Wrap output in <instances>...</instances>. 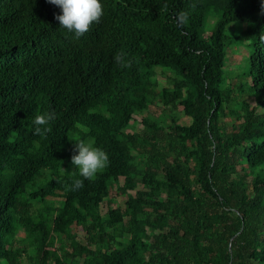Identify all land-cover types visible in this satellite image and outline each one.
Here are the masks:
<instances>
[{
    "label": "trees",
    "instance_id": "16d2710c",
    "mask_svg": "<svg viewBox=\"0 0 264 264\" xmlns=\"http://www.w3.org/2000/svg\"><path fill=\"white\" fill-rule=\"evenodd\" d=\"M102 3L77 37L50 0H0V264H264L262 0ZM80 139L109 154L94 179Z\"/></svg>",
    "mask_w": 264,
    "mask_h": 264
},
{
    "label": "clouds",
    "instance_id": "9594fccd",
    "mask_svg": "<svg viewBox=\"0 0 264 264\" xmlns=\"http://www.w3.org/2000/svg\"><path fill=\"white\" fill-rule=\"evenodd\" d=\"M50 2L61 9L56 13L60 26L74 32L77 37L83 35L93 21H99L103 14L102 0H50ZM115 59L118 62H126L123 61L122 55H117ZM53 118L52 111L37 112L32 121L35 133L46 135L51 129L50 121ZM75 147L78 150L74 151L71 160L77 165L80 175L84 178L94 179L98 171L104 169L109 163V154L101 146H93L80 139L76 141ZM83 182L80 178L73 179L72 188H79Z\"/></svg>",
    "mask_w": 264,
    "mask_h": 264
},
{
    "label": "rangeland",
    "instance_id": "374dc122",
    "mask_svg": "<svg viewBox=\"0 0 264 264\" xmlns=\"http://www.w3.org/2000/svg\"><path fill=\"white\" fill-rule=\"evenodd\" d=\"M216 19L217 18H213L210 21H208L207 26H206V30L208 33H209L210 29L215 25ZM243 27H244V24L242 22H239V21L231 22L226 27V33L230 34L231 36L232 35L235 36L240 31V29ZM241 46L242 45H239V44H233L229 47L228 68L230 70H232V72H234V70L237 67V61L241 60L243 55H245V53H246L245 48L244 47L242 48ZM243 46H245V44ZM163 71H165V72H159V75L157 77L158 81H159V85H158L159 88H161L163 86H171L172 85V83L170 82V77L173 76L174 73L169 71V70H163ZM237 80H238L237 77L233 78V81H237ZM161 106H162L161 103L157 101L155 105L151 106V111H153L155 113H160ZM176 113L178 114L180 121L182 123H190L191 122V117L188 115H185L183 113V111L178 110ZM120 200H122V199L120 197H118L115 205L119 204ZM101 209H102L103 213L107 212L108 207H107L106 202H104L102 204ZM31 264H34V263H31Z\"/></svg>",
    "mask_w": 264,
    "mask_h": 264
}]
</instances>
